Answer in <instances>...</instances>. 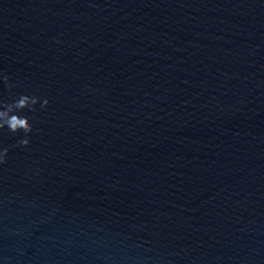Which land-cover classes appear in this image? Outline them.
Here are the masks:
<instances>
[{
	"label": "water",
	"instance_id": "water-1",
	"mask_svg": "<svg viewBox=\"0 0 264 264\" xmlns=\"http://www.w3.org/2000/svg\"><path fill=\"white\" fill-rule=\"evenodd\" d=\"M0 73V264H264V0H0Z\"/></svg>",
	"mask_w": 264,
	"mask_h": 264
},
{
	"label": "clouds",
	"instance_id": "clouds-1",
	"mask_svg": "<svg viewBox=\"0 0 264 264\" xmlns=\"http://www.w3.org/2000/svg\"><path fill=\"white\" fill-rule=\"evenodd\" d=\"M0 79L7 82L9 78L0 73ZM10 87L11 85H9ZM38 103L41 108H45L49 104V100L44 98L41 103L40 97L24 94L14 99L11 104L0 100V130L7 128L10 132H23L25 134L17 146L27 148L30 144V134L33 131V127L30 122V117L24 114V110L27 109L29 112H35V106ZM8 151V148L0 146V165L6 163Z\"/></svg>",
	"mask_w": 264,
	"mask_h": 264
}]
</instances>
